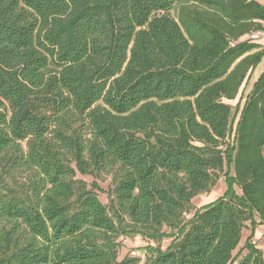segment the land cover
Returning a JSON list of instances; mask_svg holds the SVG:
<instances>
[{
    "label": "trees",
    "instance_id": "16d2710c",
    "mask_svg": "<svg viewBox=\"0 0 264 264\" xmlns=\"http://www.w3.org/2000/svg\"><path fill=\"white\" fill-rule=\"evenodd\" d=\"M259 32L256 0H0V264H141L130 234L173 238L142 264H234L247 224L264 264Z\"/></svg>",
    "mask_w": 264,
    "mask_h": 264
},
{
    "label": "rangeland",
    "instance_id": "374dc122",
    "mask_svg": "<svg viewBox=\"0 0 264 264\" xmlns=\"http://www.w3.org/2000/svg\"><path fill=\"white\" fill-rule=\"evenodd\" d=\"M264 39V33H254L252 35L247 36L244 38V40H251V41H263ZM242 40V41H244ZM250 89L243 87V105L245 103L246 96L249 94ZM238 98L236 101L229 102L232 106L236 107V105L239 102ZM238 120L235 122V127L237 125ZM226 172V170L224 171ZM79 179H82L86 181L88 184H92L94 182V179L90 176H78ZM98 185L101 187L102 191L97 192L99 195L100 200L105 204H109V197H108V190L109 186L111 184V178L103 176L101 180L97 181ZM230 189V185L227 181V179L224 177L223 174H219L218 180L215 184V186L211 189V191L207 194H201L198 195L194 200L192 201L193 210L190 214L185 215V222H188L195 212V210L198 208H201L203 206L209 205L220 198L224 197ZM234 189L237 191L238 194H241V190L235 186ZM164 231H166L168 234H171V230L167 227L164 228ZM251 236V229L249 227V224H247V228L243 232L242 241L239 245L238 249L234 253V264H238L242 257H244L247 254L246 244L247 240ZM121 243L120 248V254L119 259L123 260L126 257H132V258H139L141 259V264L146 261L147 254L149 252V248L155 247L160 248L162 250H166L168 246L173 241V238H164L160 241L154 242L150 241L146 238H143L140 235H123L118 240ZM252 243L255 248L261 250L264 254V227H258L256 230V234L254 238L252 239Z\"/></svg>",
    "mask_w": 264,
    "mask_h": 264
},
{
    "label": "crops",
    "instance_id": "0c3cea01",
    "mask_svg": "<svg viewBox=\"0 0 264 264\" xmlns=\"http://www.w3.org/2000/svg\"><path fill=\"white\" fill-rule=\"evenodd\" d=\"M256 1L264 6V0H256ZM244 38H246V37H244ZM244 38L242 40H244ZM253 42L256 44H260V45L264 46V39H263V41H259V42L253 41ZM263 72H264V58H263L262 62L258 65V67L255 69V71L253 72L249 82H247V84L244 85L245 88L247 87L250 89L249 93L251 92L254 84L257 82V80L260 78V76L262 75Z\"/></svg>",
    "mask_w": 264,
    "mask_h": 264
}]
</instances>
